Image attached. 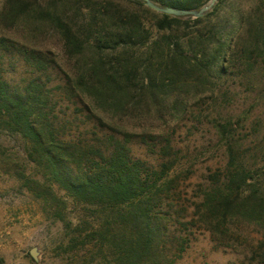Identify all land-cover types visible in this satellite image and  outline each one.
<instances>
[{
  "label": "trees",
  "instance_id": "obj_1",
  "mask_svg": "<svg viewBox=\"0 0 264 264\" xmlns=\"http://www.w3.org/2000/svg\"><path fill=\"white\" fill-rule=\"evenodd\" d=\"M151 1L199 10L209 0ZM50 32L72 74L41 45ZM18 63L29 76L15 83ZM51 70L62 83L52 84ZM259 74L264 0H218L189 20L133 0H0V130L26 143L32 174L15 175L63 224V252H85L83 264H177L163 248L170 233L178 252L188 245L181 226L233 246L243 224L262 235L249 264H264V144L244 143L247 112L230 113ZM65 100L82 103L83 124L96 128L79 129ZM183 122L212 125L227 158L198 184L191 215L177 204L198 162L175 144ZM0 168L9 174L7 162Z\"/></svg>",
  "mask_w": 264,
  "mask_h": 264
},
{
  "label": "rangeland",
  "instance_id": "obj_2",
  "mask_svg": "<svg viewBox=\"0 0 264 264\" xmlns=\"http://www.w3.org/2000/svg\"><path fill=\"white\" fill-rule=\"evenodd\" d=\"M44 36L41 45L55 54L64 73L72 74L71 63L65 56L60 37L53 32ZM18 65L10 73V78L15 83L29 76L25 74L24 65L21 63ZM48 74L53 85L64 80V74L60 75L58 71L51 70ZM261 75H258L261 81L259 87L254 91L241 92L230 109V113L236 116L247 112L248 119L240 133V138L246 144L253 139H256V143L260 141L264 144V74ZM61 106L66 108L68 118L77 117L79 129L93 131L96 128L97 123L83 124L86 121L84 118L86 108L82 103L76 105L65 100ZM80 110L83 113H80ZM191 124L192 122H189L185 125L183 122L174 126L175 144L198 158L194 175L182 183L179 202L177 199L179 208L187 209V215L194 212L195 190L198 184L211 170L223 167L227 161L220 137L213 126L195 124L197 128H194ZM190 127L192 128L189 129ZM81 130L78 133H82ZM0 149L4 151L3 155H0V160L4 164L7 162L10 169L9 174H6L0 168V264H81V262L83 264L80 254L85 252L81 251L71 256L63 252L67 246L63 224L45 211L44 203L29 193L15 175L17 169L23 168H27V173L32 174L34 166L26 162V143L21 138L9 136L0 130ZM134 152L143 154L145 150L135 147ZM69 207L73 214L75 213L74 216L80 215L81 208H75L71 202ZM197 227L179 228L189 237L188 245L181 252L177 251V242L175 245L170 238L172 233L168 234L169 238L167 237L163 251L169 258L174 257L177 264H249L262 239L256 227L243 224L239 227L240 237H233L231 241L233 246L220 245L209 232L199 230ZM32 251L36 254L35 258L31 254Z\"/></svg>",
  "mask_w": 264,
  "mask_h": 264
},
{
  "label": "water",
  "instance_id": "obj_3",
  "mask_svg": "<svg viewBox=\"0 0 264 264\" xmlns=\"http://www.w3.org/2000/svg\"><path fill=\"white\" fill-rule=\"evenodd\" d=\"M133 1H138L141 3H144L145 6H147L149 9L161 13V14H166L172 17H177L185 20L189 19H198L202 18L207 15L209 11L213 9V7L216 5L218 0H209L206 5H204L202 8L199 10H179V9H173L170 7H162L158 4H155L151 0H133ZM32 256L35 258L36 254L34 251L31 252Z\"/></svg>",
  "mask_w": 264,
  "mask_h": 264
}]
</instances>
